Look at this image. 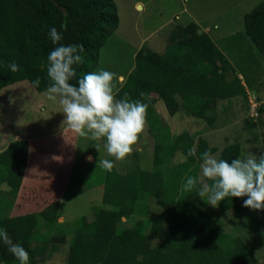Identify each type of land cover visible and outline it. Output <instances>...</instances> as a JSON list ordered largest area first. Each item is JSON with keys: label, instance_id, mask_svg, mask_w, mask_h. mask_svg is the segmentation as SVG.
<instances>
[{"label": "trees", "instance_id": "1", "mask_svg": "<svg viewBox=\"0 0 264 264\" xmlns=\"http://www.w3.org/2000/svg\"><path fill=\"white\" fill-rule=\"evenodd\" d=\"M65 21L67 31L60 27ZM118 26L113 0H0V90L23 81L33 84L37 78L41 83L36 88L46 89L44 68L48 53L55 47L49 39L53 27L62 32L61 43L84 47L83 62L76 66L77 77L72 81L76 84L83 75L94 71L100 49ZM198 30L196 24H188L183 36L166 47L159 62L135 56L134 67L119 88L117 99L127 95L148 104L146 122L153 137L152 169L125 174L114 168L105 170L101 205L94 207L90 216L73 223L67 264H101L115 259L132 264L256 262L235 228L234 232L227 231L213 213L204 210L196 191L181 190L186 176L198 175L200 155L209 149L214 153L215 149L203 139L195 145L187 132L172 135L169 126L155 114V103L161 101L170 116L181 110L212 126L218 101L246 97L240 78L224 79L227 72L235 73L234 68L211 39ZM244 31L264 60V1L245 16ZM13 62L20 66L18 72L10 70ZM218 75L222 82L212 86ZM194 145L196 156H188ZM28 146L27 140H18L0 153V228L28 251L29 264H33L48 246L41 239V227L48 230L54 226L59 205L56 202L39 213L10 217L12 201L24 175ZM177 153L183 161L175 164ZM225 155L227 160L237 158L239 144L227 145ZM107 158L111 159L108 155ZM150 198L162 208L153 217L147 203ZM244 199L247 197L228 198L218 209L239 217L250 209L243 207ZM133 216L150 220L136 229L122 228L121 219ZM146 228L149 233H145ZM64 238L52 237L51 241L63 242ZM38 241L42 244L32 246ZM138 250L142 251L141 258L137 257ZM0 264H18L3 243Z\"/></svg>", "mask_w": 264, "mask_h": 264}, {"label": "rangeland", "instance_id": "2", "mask_svg": "<svg viewBox=\"0 0 264 264\" xmlns=\"http://www.w3.org/2000/svg\"><path fill=\"white\" fill-rule=\"evenodd\" d=\"M130 1L126 0L119 5V30L116 34L113 32L111 36H115L111 40L108 39V43L106 42L100 49L99 61L93 72L104 69L116 73L117 79L114 82L119 88L124 82L125 74L129 72L132 65L134 66L135 56L141 55L144 60L159 62L160 56L164 53V46H168L183 36V30H178L179 24H184L186 27V20H190L191 16L212 22L211 26L217 25L215 32L218 37L215 43L218 46L223 45V57L235 71V73L227 72L224 79L230 80L238 77L241 82L244 79L243 86L247 88L246 97L218 101L213 110L216 121L212 126H207L202 120L188 116L181 110L173 116L169 114L167 116L165 106L164 113L166 114L162 113L163 117H161L158 112L160 102L155 104V114L167 123L172 135L187 132L194 138L195 145L199 139L206 140L208 146L215 149L213 154H219V158L227 159L225 147L234 143L239 144L240 153L251 151L257 156L264 154V60L250 43L244 31L245 16L264 0H184L181 4L179 0H175L173 5L165 3L164 0H154L152 4L144 8L138 20H136V14L134 16L132 10L130 11L128 6ZM173 9L181 14L175 20L168 14ZM173 25L176 27V33L168 39L164 36V32ZM141 37H147L144 40L145 43H140ZM118 41L123 42L125 46H117ZM213 80L211 85L215 86L222 82V77L218 75ZM45 91L46 89L36 88L29 81L18 82L0 90V150L5 147L6 142L4 141L16 140L28 135L25 132L28 129L35 130L38 134L44 132L51 134L54 130H61L59 133L63 132L60 125L65 119L62 107L58 100H49ZM177 100L180 101L179 98ZM66 133L72 141V147L76 142L78 148L76 152L78 161L74 163L73 176L69 182L70 190L74 192L83 189V193L80 197L67 202L62 212L59 208L55 227L51 230L41 227V239L47 241L48 246L43 256L35 258L33 264H67L74 221L82 216H90L94 208L92 206L97 207L102 203L98 190H93V187L103 179V170L97 168L96 164H85L82 161L85 153H90L94 157L99 153L94 147L95 142L71 130L65 131L63 135ZM43 156L48 157L45 154ZM128 159L131 163H138L141 171L151 170L153 137L148 131L147 122L143 133L133 146L132 153L124 161H116L114 169L120 174L125 173V166L129 163ZM181 161H183V156L177 153L173 162L178 164ZM31 163L32 159L29 158L25 179L23 183L21 182L17 197L12 201V210L9 211L11 217H15L20 212L24 213L23 209H33L25 212L42 210L61 199L60 195L51 194L57 185L53 180L49 181L45 170H31ZM131 167L134 166L131 165ZM32 176L34 181H31ZM35 177H39L37 182ZM46 188H49V193L44 196V193L40 191L44 192ZM152 204L153 215L162 210L154 200ZM200 206L213 213L223 227L227 228V231L236 229L256 258L253 264H264V211L249 209L241 216L235 217L233 214L221 212L218 207L214 208L203 200L200 201ZM57 225L59 226L56 229ZM145 233H149L147 228ZM57 235H64L65 240L58 243L52 242L50 237ZM41 244V241L33 242L32 246ZM141 253L142 251L138 250V258L142 257ZM101 264H132V261L118 262V259H115Z\"/></svg>", "mask_w": 264, "mask_h": 264}, {"label": "clouds", "instance_id": "3", "mask_svg": "<svg viewBox=\"0 0 264 264\" xmlns=\"http://www.w3.org/2000/svg\"><path fill=\"white\" fill-rule=\"evenodd\" d=\"M60 27L67 31V22ZM49 39L55 47L46 57L45 95L51 101L58 100L62 107L63 132L71 130L94 141L100 154L97 168L112 171L114 161H124L143 133L148 104L127 95L117 99L119 89L114 82L117 74L108 70L87 73L73 84L76 66L83 62V45L61 43L63 34L54 27L50 29ZM9 68L13 73L20 70L15 62ZM40 83L39 78L33 82L35 87ZM103 152L113 159L103 158ZM188 156H196L195 148L188 151ZM199 161V174L186 176L183 192L196 191L201 200L214 208L228 198L247 197L243 207L264 211V154L241 152L237 158L227 160L209 149L200 155ZM0 243L7 246L18 264H29L28 251L14 242L4 228H0Z\"/></svg>", "mask_w": 264, "mask_h": 264}, {"label": "crops", "instance_id": "4", "mask_svg": "<svg viewBox=\"0 0 264 264\" xmlns=\"http://www.w3.org/2000/svg\"><path fill=\"white\" fill-rule=\"evenodd\" d=\"M125 1L126 0H113V2L115 3V5L117 7V12L119 10V5H121ZM153 1L154 0H131L129 2L128 6L130 8V11L132 10V14L134 16L136 14L135 17L137 18L136 20H138L139 17H140V13H142L144 11V8L147 7V5L152 4ZM164 1H165V3H168L170 5L175 4V0H170V1L164 0ZM179 1H180V4H181L184 0H179ZM169 12H168L169 17L174 18V20L179 18V15H181V14H179L180 13L179 11H176L174 9L170 10ZM118 16H119V12H118ZM189 19L190 20H186L187 21L186 22L187 25L190 24V23L196 24L198 26V28H199V30H198L199 33L206 34L211 39V41L217 46V48L221 52H224L223 45L222 46H220V45L218 46V44L215 43L216 42L215 39L218 37V35L215 32L216 29H217V25L216 24L214 26H211L212 22L204 20L201 17L195 18L194 16H191V18H189ZM180 20H181V18H180ZM184 23H185V21H184ZM184 28H185L184 24H179V29L178 30H180V29L183 30ZM117 30H119V26H118ZM175 30H176V27L173 25L172 28L170 27L169 30L164 32V36H167L168 39L173 37L174 34L176 33ZM116 31L114 32L115 34H116ZM113 36H115V35L110 36L111 38H109V40H111L113 38ZM146 38L147 37H141L140 43H142V42L145 43L144 40ZM118 43H119V45H117V46L121 47V45H123V42L118 41ZM123 46H125V45H123ZM166 47H167V45L164 46V51H165ZM133 67H134L133 65L130 67L129 72L133 69ZM127 74H125V76H124L125 79H126ZM125 79H124V81H125ZM243 80H242V84H243ZM251 82H252V80H251ZM244 83H245V81H244ZM122 84H123V82L121 83V86H122ZM245 89L247 91L246 87H245ZM159 102L161 104L160 108H159V111H158L160 116L163 117V114H166V113H167V116H168L167 110H166V113H164V105H163V103L161 101H157L155 104H157ZM60 125H62V123ZM60 131L61 130H54V131L51 132V134H48L47 132H44L42 134H38L35 130L28 129V130H25V132L29 136L25 135V136H23L21 138L20 137L17 138L16 140L15 139L6 140V141H4L6 143H5V147L3 148V150H4L5 148H7L14 141H18V140H27L28 141L29 146H28V154H27V158H26V167H27V162L29 161V158L32 159L31 170H33V169H38V170L44 169L45 172H46L45 175L48 177L49 181L53 180V182L57 185L56 187H54L55 190L53 189L51 194H54V196H57V195L61 196L60 200H56L55 202H53V203H56V202L58 203V205H59L58 212H59V208H60V211L62 212L65 209L64 207H65V204L67 202H70L71 200H74V199L80 197L82 195V193H83V189L81 191L78 190V191L72 192L70 190V186H69L70 179L73 176L74 163L76 161H78L77 160V154H76V152L78 151V148H77L76 142L74 143V145L72 147V141L68 138L67 133H66V135H63L65 132L59 133ZM16 136L18 137V134ZM59 136H61V138L58 139ZM3 150H0V153ZM41 153H43V155L44 154L48 155V157L43 156V155L41 156ZM102 154H103L102 155L103 158H107V153L106 152H103ZM99 155L100 154L98 153L94 157L90 153H85L83 155L82 161H84L85 164H90V165L96 164L97 165L98 164V160H99ZM44 157L47 158V159H45ZM89 157H91L92 159L90 160ZM49 158H50V160H49ZM114 164L116 165V161H114ZM131 165H133L135 168L131 167ZM26 167H25V170H26ZM125 168H126V170H125L126 172L125 173H127L129 171H141V168H140L139 164L138 163H131V160H129V163H128L127 166H125ZM102 170H103L102 174H103V179H104L105 169L102 168ZM142 171H151V170H142ZM125 173H123V174H125ZM28 178H30V177H28ZM24 179H25V171H24L22 183H23ZM31 179H32L31 181H34L33 180V176H32ZM103 179L95 187H93V190H98L99 196H101V202H102V195H103ZM38 180H39V177H35V181L37 182ZM34 186H36V185H34ZM57 188H58V191H57ZM3 191L4 192L8 191V189L3 190ZM43 191L44 192H42V191H40V192L42 194L44 193L43 195L45 196V194L49 193V188H46ZM147 203H148V206H149V209H150V216L151 217L159 214L162 211V210H160L159 213L153 215V213H152V211H153L152 210L153 199H151V198L148 199ZM93 207H95V206H92V208ZM92 208L90 210H92ZM44 209L39 210V211H33V212H25V211H32L33 209H30V210L23 209L24 213L20 212L16 216H22V215H27V214L39 213V212L43 211ZM12 212H14V211H12ZM207 212H209V211H207ZM149 220H150L149 218L142 217V216H133V217H130V218H127V219L126 218H122L121 219V224H122L121 227L122 228H127V229L128 228L129 229H136V228L142 227V225H145L146 223H148L147 221H149ZM58 226L59 225H57L56 229L58 228ZM53 227H55V224H54V226L51 227V229ZM57 236H52V237H57ZM52 237H50V238H52Z\"/></svg>", "mask_w": 264, "mask_h": 264}]
</instances>
